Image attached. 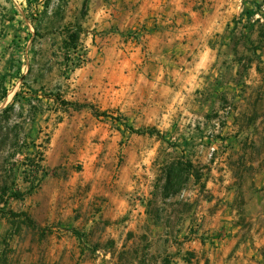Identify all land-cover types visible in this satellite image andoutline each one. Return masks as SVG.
I'll use <instances>...</instances> for the list:
<instances>
[{"label":"rangeland","instance_id":"374dc122","mask_svg":"<svg viewBox=\"0 0 264 264\" xmlns=\"http://www.w3.org/2000/svg\"><path fill=\"white\" fill-rule=\"evenodd\" d=\"M106 1L79 0L71 13L69 0H46L30 36L20 26L18 42L2 39L0 184L25 195L0 191V264H264V39L253 28L264 18L244 15L257 0H173L176 26L214 29L209 67L182 53L153 57L139 27L111 29L124 34L113 57L91 53L109 32L98 13ZM25 8L0 0V36ZM75 25L82 46L71 58L82 65L71 72L62 33ZM34 90L43 103L33 121L15 96ZM52 90L91 107L65 111L44 97ZM178 156L192 158L202 181L165 199L162 168Z\"/></svg>","mask_w":264,"mask_h":264},{"label":"crops","instance_id":"0c3cea01","mask_svg":"<svg viewBox=\"0 0 264 264\" xmlns=\"http://www.w3.org/2000/svg\"><path fill=\"white\" fill-rule=\"evenodd\" d=\"M78 1L69 0L67 9L71 10V13L78 10ZM113 1L118 2L113 3ZM171 3H173V0H107L103 5V9H99L98 13L104 12V17H106L104 22L105 29L109 32L105 37L95 38L91 53L96 54V48L100 46L105 55L109 54V57H113L114 52L122 51V47L124 46L122 37L124 34L114 33L111 29H116L118 25L119 28L125 27L128 30L138 29L139 27L142 30L149 51L153 53V57L159 51H166V54L172 52L182 53L183 56H191L192 63L196 62L203 67H209L217 58V50L209 44V38L214 29L209 27L198 28L196 26L186 25L185 23L176 26ZM19 4L22 7L26 6V8L22 9L21 12H17V10L14 12L11 20L8 22L7 28L3 30L4 34L0 36V45L4 43L2 39H8V44L15 42L16 34L21 32L19 29L20 26L23 30L28 31L30 36L34 32V16L42 15L43 11L47 10L45 6L46 0H19ZM112 11L120 14V18L116 22L112 19ZM93 13L96 14L95 9ZM117 30L119 29L117 28ZM201 38H203L202 43ZM16 42H18V39ZM132 46V48L135 47L134 45ZM115 59V62L120 61L121 64L126 61V59L121 57ZM168 60L167 57L165 61ZM139 76L141 80L145 82L149 81L146 75L139 74ZM82 80L83 77L78 78L77 84H81ZM155 82L157 80L147 83L148 90L157 87ZM0 83L5 84V81L1 80ZM1 95L0 101H3L7 96V92L5 96L1 97ZM151 95L158 97V94L154 92ZM156 105L152 106L150 109L151 112H158V106ZM215 217H217V214ZM205 218L208 219V215Z\"/></svg>","mask_w":264,"mask_h":264},{"label":"trees","instance_id":"16d2710c","mask_svg":"<svg viewBox=\"0 0 264 264\" xmlns=\"http://www.w3.org/2000/svg\"><path fill=\"white\" fill-rule=\"evenodd\" d=\"M262 3L260 0H257L255 2L256 8L250 9L249 7H246L244 15L247 17L248 22L250 23L252 20H255L254 17L257 13L261 15V18H264V10H262ZM260 17L257 18L253 23V28L255 25L259 24L260 32L258 37L260 38L259 41H263L264 39V21H260ZM256 23V24H255ZM253 28H250L251 30ZM83 32V28L81 25H75V26H66L63 30V40H62V49L65 51V63L66 65H71V72H74L77 68H80L82 65V62H80V59L78 58H71L80 57V53L78 51L81 50V35ZM24 85L26 84V78H24L23 81ZM2 85V86H1ZM0 87L2 89V95L1 97L5 96L6 89L4 87V84H0ZM44 97L47 99V101L52 100L56 104H60L65 111L69 110V108L77 109V107H91L90 104H79L77 102H72L69 100H65L61 97L59 92L51 91L44 93ZM21 98V100H20ZM38 101L40 103H43V100L40 98L39 90H34L32 92L24 93L23 91H20L16 93L15 101H20L22 105V109L24 107H28L29 113L31 116V119L34 121L39 113H41L40 108H38L37 104H35V101ZM13 108V104L6 107L4 109L5 112H8ZM20 117H23L21 115ZM30 162H34L35 159L30 158ZM29 167L32 169L35 168V166L31 163H29ZM162 179H163V197L167 199V197H171L173 195H176L180 191H182L185 187V183L190 181L192 178L195 179V182H201L202 176L199 175L196 171V167L194 164V161L191 157L187 156H178L170 161H168L164 167L162 168ZM36 171V170H34ZM29 184L28 187V193H31L36 188V183L39 182V178L37 175H34L31 180H26ZM1 182V180H0ZM15 185V184H14ZM203 187H205V183H203ZM0 191L2 195V199H4L5 196L12 195V197L16 199H22L24 197V193L22 192H11L10 187L8 186V181L4 180L2 181V184H0ZM168 208L167 206L160 207L156 209L155 215L157 219H161L164 215L167 214ZM152 214V213H151ZM13 216H20L22 214L12 212Z\"/></svg>","mask_w":264,"mask_h":264}]
</instances>
